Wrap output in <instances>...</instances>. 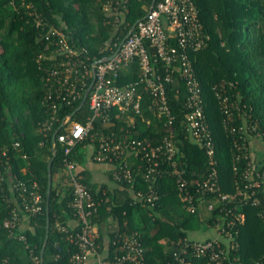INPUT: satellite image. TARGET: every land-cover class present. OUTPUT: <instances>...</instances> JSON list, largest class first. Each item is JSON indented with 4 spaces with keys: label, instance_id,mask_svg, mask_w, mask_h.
<instances>
[{
    "label": "built area",
    "instance_id": "built-area-1",
    "mask_svg": "<svg viewBox=\"0 0 264 264\" xmlns=\"http://www.w3.org/2000/svg\"><path fill=\"white\" fill-rule=\"evenodd\" d=\"M125 1H106L102 5L105 13L115 15L114 25L125 8ZM26 8V15L34 27H47L44 49L50 53V63L44 65L43 103L51 111V120L42 122L41 129L46 133L51 128L58 105L71 107L88 89L85 99L88 115L84 121H74L70 114L66 115L59 126L63 131L55 132V140L64 146V153H69L76 143L88 141L87 145L92 147V161L103 166L113 185L134 184L140 173L145 186L135 188L132 201L143 206H154L157 202L159 180L163 176L174 180L185 209L198 212L204 222L213 226L216 236L203 240L178 237L173 259L165 264H190L192 258L200 257L205 258L207 264H241L236 239L239 225L244 221L240 206L258 207L264 220V162L256 152V147L261 149L256 144L260 137L254 133L256 125L245 122L244 111H239L242 123H232L234 115L229 98L224 91L216 90L226 129L234 137L232 170L238 177L234 191L224 192L218 180L215 148L202 105L201 89L189 57L190 52L201 49L209 40L194 0H160L152 8L149 6L144 17L119 44L111 42L112 37L103 43L100 49L106 50V54L100 58L90 55L86 47L73 43L60 25L49 23L31 2ZM37 57L42 60L47 56L41 52ZM134 63L140 70L137 78L121 83L123 71ZM156 64L160 67H155ZM176 80L182 81L185 88V113L180 131L176 130V117L167 91ZM220 89L224 90V85ZM113 115L116 118L124 116L126 127L120 125L117 130L99 132L98 126L109 128L106 125L110 121L113 123ZM136 117L147 126L152 124L154 133L143 138L134 137L131 132L136 131ZM183 139L203 149L207 166L202 175L188 170L180 148ZM18 145V141L12 143L13 147ZM8 161L7 149L0 148V184L6 180L12 195L7 199L10 217L2 225L15 236V228L24 229L30 218L39 213L42 198L38 183L18 179ZM63 175L64 181L72 187L70 205L79 227L74 230L55 222V228L76 248L69 255L68 264H86L90 258L92 264H146L138 231L114 229L101 248L97 241L99 225L110 228L115 220L110 217L106 224L94 218H98L102 204L111 203L106 206L110 210L113 203L104 189L92 193L80 180L74 162L67 157ZM59 258L56 253L50 264H60ZM34 261L40 258L35 257Z\"/></svg>",
    "mask_w": 264,
    "mask_h": 264
},
{
    "label": "trees",
    "instance_id": "trees-1",
    "mask_svg": "<svg viewBox=\"0 0 264 264\" xmlns=\"http://www.w3.org/2000/svg\"><path fill=\"white\" fill-rule=\"evenodd\" d=\"M13 1V3H12ZM106 1L115 0H0V148L5 147L9 156V166L18 179L35 180L41 194V210L30 218L22 229L15 228L16 235H10L3 227V221L10 217L7 201L11 192L6 180L0 184V264H40L34 258L40 257L45 235V206L47 189V164L51 162V188L49 205V235L43 252L42 264H50L53 256L59 253L60 264H68L69 255L76 250L73 243L65 240V234L55 228L58 221L67 225V220L75 217L71 207L72 187L64 181L63 163L65 157L74 162L80 180L95 193L105 190L113 203L111 209L102 204L98 218L108 223L110 228L99 225L97 239L101 248L114 229L138 231L144 247L146 264H165L173 259L172 252L178 237L188 236L187 232L204 222L198 213L185 209L174 180L163 176L159 180V198L154 206L141 205L132 201L135 188L145 186L139 177L134 184H114L92 180L85 166L88 154V141L76 143L69 153L52 135L58 131L61 119L71 114L79 106L82 98L71 107L58 105L57 115L51 128L45 133L41 123L51 120V111L43 103L45 92V67L50 63V53L44 49V36L47 27H34L26 15V4L31 2L49 23L60 25L73 43L84 46L90 55L97 58L106 54L103 43L112 37L111 42H119L132 25L143 18L152 0H126L124 10L119 13L116 25L114 16L103 11ZM160 0H155L157 3ZM198 17L204 31L209 35L207 44L189 53L192 69L201 89V99L210 127L215 148L218 180L224 192H233L238 177L232 170L234 137L227 131L224 113L216 90L224 91L231 103L233 124L240 125L244 111L245 122L256 125L254 133L264 141V0H194ZM114 34V35H113ZM43 52L47 57L39 60ZM153 60V58H152ZM154 64V63H153ZM155 67H160L156 64ZM140 70L136 63L123 71L121 83L137 78ZM224 85V90L220 87ZM168 99L176 117V130L184 117L185 88L176 80L168 89ZM154 122V118L145 109ZM88 115L87 100L72 115L71 120L83 122ZM123 117H114L99 132L108 133L112 129L125 126ZM134 137L143 138L154 133L153 125L147 126L136 117ZM96 131V132H98ZM182 136V133H180ZM18 141L19 145L12 146ZM180 148L189 171L202 175L207 166V157L198 144L183 139ZM264 162V160H263ZM244 221L239 225L236 239L237 255L241 264H264V220L259 208L250 204L240 206ZM216 214V213H214ZM76 218V217H75ZM116 222V223H115ZM211 222V221H209ZM76 226L74 230L78 229ZM22 236L23 238H20ZM56 262V263H57ZM190 264H207L205 258H192Z\"/></svg>",
    "mask_w": 264,
    "mask_h": 264
},
{
    "label": "rangeland",
    "instance_id": "rangeland-1",
    "mask_svg": "<svg viewBox=\"0 0 264 264\" xmlns=\"http://www.w3.org/2000/svg\"><path fill=\"white\" fill-rule=\"evenodd\" d=\"M256 144L261 148L259 149L256 147L257 157L264 160V141L258 139ZM91 148V146H87L86 150L91 151ZM106 174V172L100 169L94 168L93 170V177L95 178V180L110 183L111 181L108 179ZM187 235L192 239L203 240L205 238H212L216 236V232L212 225H208L206 222H202L198 226H195L193 229L189 230L187 232Z\"/></svg>",
    "mask_w": 264,
    "mask_h": 264
},
{
    "label": "water",
    "instance_id": "water-1",
    "mask_svg": "<svg viewBox=\"0 0 264 264\" xmlns=\"http://www.w3.org/2000/svg\"><path fill=\"white\" fill-rule=\"evenodd\" d=\"M155 3V0L151 1L150 4V8L153 7ZM135 28V24L132 25V27L130 28V30L128 31V33L126 34V36ZM88 89L85 91L84 96L82 98L81 103L79 104V106L75 109V111H73L70 116H72L84 103L85 99H86V95H87ZM52 140L53 142L55 141V133L52 135ZM51 162H52V158L48 161L47 164V189H46V206H45V215H46V224H45V235H44V241H43V245L41 247L40 250V264H42L43 261V252L45 250L46 244H47V240H48V235H49V205H48V199H49V194H50V188H51V182H52V177H51Z\"/></svg>",
    "mask_w": 264,
    "mask_h": 264
},
{
    "label": "crops",
    "instance_id": "crops-1",
    "mask_svg": "<svg viewBox=\"0 0 264 264\" xmlns=\"http://www.w3.org/2000/svg\"><path fill=\"white\" fill-rule=\"evenodd\" d=\"M86 151H87V150H86ZM90 152H91V151H87L88 159L86 160L85 166L87 167V169L90 170L91 175H92V180L95 181V182H97V183H99V184H100V183H106L109 187H113L112 182L108 183V182H104V181H97V180H95V178L93 177V170H94V168H95V169H100V170H103V171H104V168H103V166L100 165L99 163H95L94 161H92V159H91V153H90ZM104 172H105V171H104ZM106 175H107V174H106ZM107 177H108V175H107ZM93 178H94V179H93ZM108 179H109V177H108ZM109 180H110V179H109ZM77 223H78V220H77V218H75V217H74V218L71 217V218H69V219L67 220V225H68V227L71 228V229H74V228L77 226ZM92 262H93V260H92V258H90L86 264H92Z\"/></svg>",
    "mask_w": 264,
    "mask_h": 264
},
{
    "label": "bare ground",
    "instance_id": "bare-ground-1",
    "mask_svg": "<svg viewBox=\"0 0 264 264\" xmlns=\"http://www.w3.org/2000/svg\"><path fill=\"white\" fill-rule=\"evenodd\" d=\"M89 146H91V145H89ZM92 149V148H91Z\"/></svg>",
    "mask_w": 264,
    "mask_h": 264
}]
</instances>
